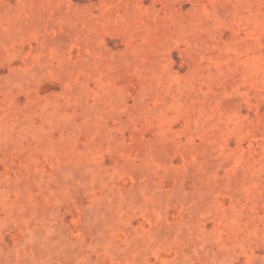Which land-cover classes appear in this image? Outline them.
Instances as JSON below:
<instances>
[{
	"label": "rangeland",
	"instance_id": "1",
	"mask_svg": "<svg viewBox=\"0 0 264 264\" xmlns=\"http://www.w3.org/2000/svg\"><path fill=\"white\" fill-rule=\"evenodd\" d=\"M0 264H264V0H0Z\"/></svg>",
	"mask_w": 264,
	"mask_h": 264
}]
</instances>
